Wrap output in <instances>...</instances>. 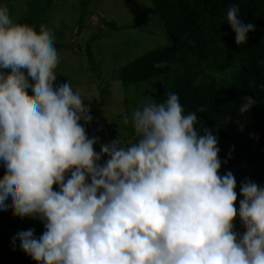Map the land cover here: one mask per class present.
I'll use <instances>...</instances> for the list:
<instances>
[{"label":"clouds","instance_id":"clouds-1","mask_svg":"<svg viewBox=\"0 0 264 264\" xmlns=\"http://www.w3.org/2000/svg\"><path fill=\"white\" fill-rule=\"evenodd\" d=\"M239 12L230 6L227 22L244 45L255 25ZM60 59L54 35L0 6V215L45 228L39 238L17 233L13 245L36 264H264V186L242 182L237 213L236 179L219 174L227 161L197 112L170 93L134 111L135 142L117 138L97 153L80 123L92 121L85 99L55 83ZM255 103L244 97L240 114Z\"/></svg>","mask_w":264,"mask_h":264},{"label":"trees","instance_id":"trees-1","mask_svg":"<svg viewBox=\"0 0 264 264\" xmlns=\"http://www.w3.org/2000/svg\"><path fill=\"white\" fill-rule=\"evenodd\" d=\"M152 2L173 45L133 60L121 69L120 79L124 85L155 84L159 79L162 84L166 81L171 84L173 76V87L160 95L157 103H163L170 93L177 94L185 114L197 112V128H208L217 136L219 159L227 161L222 163L219 174L223 176L231 171L236 179L234 206L238 213L242 182L251 180L264 186V0ZM232 5L239 6L242 23L255 25L244 45L235 43V33L227 22ZM35 21L31 15L17 22L34 28ZM87 55H93L90 47ZM29 94L33 95L30 89ZM244 97L256 103L241 115L239 109ZM202 106L206 111L198 112ZM198 134L204 133L200 130ZM4 175L0 168V179ZM234 222H241L239 215ZM43 232L35 237L39 238ZM7 264H36V261L18 250Z\"/></svg>","mask_w":264,"mask_h":264},{"label":"rangeland","instance_id":"rangeland-1","mask_svg":"<svg viewBox=\"0 0 264 264\" xmlns=\"http://www.w3.org/2000/svg\"><path fill=\"white\" fill-rule=\"evenodd\" d=\"M0 6L8 7L14 22L32 15L38 33L43 26L54 35L61 58L55 83L58 86L69 82L85 99L92 121L80 123L89 138H98L94 150L99 153L101 145L117 138L125 144L135 142L131 124L134 111L150 102L157 103L174 82L171 76V84H162L159 79L155 84L124 85L119 76L133 60L173 45L152 0H0ZM112 23L115 25L111 27ZM93 37L97 38L88 43ZM88 47L91 57L87 55ZM107 159L102 157L100 163ZM53 189L58 190V186ZM233 225L240 237L246 233L242 222L233 221ZM29 229H34L35 236L45 231L38 219L0 215V264H7L20 250L19 241L13 245V237Z\"/></svg>","mask_w":264,"mask_h":264}]
</instances>
